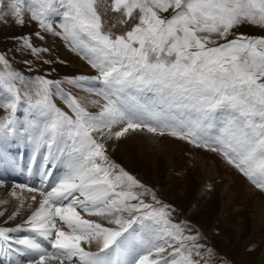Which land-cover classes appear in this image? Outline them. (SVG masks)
Returning a JSON list of instances; mask_svg holds the SVG:
<instances>
[{
    "label": "snow or ice",
    "instance_id": "snow-or-ice-1",
    "mask_svg": "<svg viewBox=\"0 0 264 264\" xmlns=\"http://www.w3.org/2000/svg\"><path fill=\"white\" fill-rule=\"evenodd\" d=\"M13 2L16 24L59 37L95 75L27 77L0 52V169L21 166L11 149L23 143L25 170L40 177L14 185L36 193L38 206L0 226V253L9 264H215L205 237L116 163L108 142L142 132L183 140L264 192V36L239 31L264 30V0H112L119 23L133 22L121 34L106 25L101 0ZM15 39L17 50L54 62L30 36ZM64 83L95 98L85 103Z\"/></svg>",
    "mask_w": 264,
    "mask_h": 264
},
{
    "label": "rangeland",
    "instance_id": "rangeland-1",
    "mask_svg": "<svg viewBox=\"0 0 264 264\" xmlns=\"http://www.w3.org/2000/svg\"><path fill=\"white\" fill-rule=\"evenodd\" d=\"M111 3L112 0H101L99 11L103 14L106 25L115 24L116 26L111 30L121 34L133 22L120 24V14L111 10ZM15 6L13 0H0V14H3L0 16V52L7 53V58L15 69L20 70L27 77L50 73L47 78L53 80H63L66 77L78 75H95L94 70L80 56L70 51L59 37L44 32L42 33L44 39L41 40L35 36V33L39 31L35 22H27L25 26L16 24V18L12 14ZM239 31L249 36H264V30L251 26L241 27ZM24 35L31 37L34 46L49 49L48 52H42L41 56L45 60L54 62L45 64L42 60L35 59L30 50H17L20 42L15 38ZM57 58L64 63L56 62ZM24 61L31 63L25 64ZM29 68L32 70L29 71ZM52 69L55 71H51ZM86 69H89L90 73L88 70L86 74ZM17 87L21 85L18 84ZM62 87L65 91L84 98L85 103L95 98L67 83L62 84ZM55 102L58 107L67 111L63 101L58 97L55 98ZM88 107L92 112L98 110L91 105ZM5 115L4 110L0 109V117ZM17 115L22 117L23 112H18ZM137 134L129 133L126 138L116 141L112 146L115 147L116 143L119 145L108 150L111 158L147 188L155 191L164 204L175 209L176 221L190 224L205 237L201 243L213 249L218 257L215 259V264H264V211L260 212L256 205L258 200L264 202V192L255 188L242 174L227 165L215 153L202 148L197 149L186 141L172 137H167L170 140L164 142L174 144L177 150L167 152L162 149L164 142L146 132L141 134H144V137L148 136L149 141L147 143L145 141L146 146L140 150L138 143L141 140L138 142ZM11 150L21 152L25 161L30 159V146L21 143ZM114 150H116L115 154ZM198 156L204 157L206 161H201ZM27 166L28 164L22 166L18 175L5 173V177H17L22 179V184L38 186L40 177L34 174V169L32 174L27 172L25 170ZM10 179L11 177L8 181H12ZM19 182L21 183V180ZM2 186L4 184L0 185V195L4 190ZM18 190L19 188L13 189L19 194L17 199L14 197L15 203L10 204L14 195L8 194L11 196L10 200L2 199L5 197L0 196V199L9 205V210L5 213L10 212L12 208L23 209L28 203L25 201L31 200L32 196L36 195L34 192L29 193L26 189H23L26 192L23 190L18 192ZM39 199L37 196V200ZM146 202H150V197L146 198ZM29 204H31L30 209L33 210L36 203L31 200ZM6 220L4 215H0V222H2L0 226H4L3 223ZM16 235L24 236L28 233L20 232ZM41 243L44 242L41 241ZM2 257L0 253V262L3 260ZM10 259L8 257L7 262L3 260V264H9ZM20 259L23 260L26 257H20Z\"/></svg>",
    "mask_w": 264,
    "mask_h": 264
},
{
    "label": "bare ground",
    "instance_id": "bare-ground-1",
    "mask_svg": "<svg viewBox=\"0 0 264 264\" xmlns=\"http://www.w3.org/2000/svg\"><path fill=\"white\" fill-rule=\"evenodd\" d=\"M49 42V41H48ZM50 43V42H49ZM83 66L81 65V68H82ZM89 70V69H88ZM88 70L86 69L85 70V73L86 74H88ZM83 72V71H82ZM89 73H90V70H89ZM148 134V133H147ZM146 136V135H145ZM137 139H138V142H139V140H141L139 143H138V145H139V148H140V150H141V148H143V147H145L146 146V144H145V141H146V143L149 141L148 140V136H146V137H144V134H141V133H138L137 134ZM154 137H156L157 139H159V140H161L162 142H164L165 140L166 141H169L170 139H168L166 136L165 137H157V136H154ZM116 141H109L108 142V150L110 149V148H112L113 146V144L115 143ZM118 143H116V146L115 147H113V148H116L118 145H117ZM162 147H164V148H162L163 150H165V151H167V152H172V151H175V150H177L176 149V147H175V145L174 144H172V143H166L165 144V142L163 143V145H162ZM13 149V148H12ZM20 149V148H19ZM21 149H23L24 150V148H21ZM13 152H15V151H13ZM115 152H116V150H114L113 151V153L115 154ZM21 153V152H20ZM171 155V154H170ZM117 156H118V153H117ZM198 158L201 160V161H206L205 159H204V157H199L198 156ZM26 164H29V160H27V161H25V159L24 158H22V161H21V166L19 167V168H17V169H15V170H11V169H8V168H3V169H0V179H3L4 181H5V183H4V186H2V188L4 189L3 191H2V193H1V195H3L5 198H2V199H7V200H10V197L11 196H9L8 194H11V195H14V196H12V201H10V204H12V202L13 203H15V199H17L18 198V196H19V194H17V191H13V189L15 188L14 187V185L15 184H22V179H18L17 177H12V176H7V177H5V173H8V174H12V175H16V173H17V175H18V172H20L21 170H19V169H22L21 167L22 166H24V165H26ZM24 168V167H23ZM27 168V167H26ZM34 172H35V169H34ZM21 175V174H20ZM7 179H5V178ZM9 177H11V179L10 180H12V181H8V178ZM16 180V181H15ZM21 180V183L19 182ZM14 181V182H13ZM23 189H21L20 190V188H19V190H18V192H20V191H22ZM25 190H23V192H24ZM26 192V191H25ZM229 192V191H228ZM30 193V192H29ZM28 193V194H29ZM231 193V192H230ZM232 194V193H231ZM0 195V196H1ZM21 196V195H20ZM30 196V195H29ZM28 196V197H29ZM14 197H15V199H14ZM31 198V197H30ZM27 199V198H26ZM32 200V199H31ZM30 199H27L25 202H28L27 203V205H25L24 206V208L23 209H21V210H18L17 208H12V210H10V212H8V213H5L6 211H8L9 209H8V207H9V205L5 202V201H2L1 199H0V213H2V214H0L1 216L2 215H4V217H6L7 218V220H8V218L9 217H7V216H10V215H13V213H18V215L16 216V219L15 220H11V221H9L8 222V224H5V222L3 223V225L4 226H15V225H17V224H20V223H22L25 219H27L28 218V216H30L31 215V213L34 211V209H35V207H37L38 206V204L36 203V205H35V207H33V210L32 209H30L31 208V204H29V201H31ZM38 201V200H37ZM8 203H9V201H8ZM31 203V202H30ZM256 205H257V208H258V210L260 211V212H262V211H264V202H260L259 200H258V202L256 203ZM30 209V210H29ZM18 210V211H17ZM0 223H2V222H0ZM2 259L3 260H6V262H7V257H9V255L8 254H6V253H2ZM10 258V257H9ZM2 260V262H0L1 264H3L4 263V261Z\"/></svg>",
    "mask_w": 264,
    "mask_h": 264
}]
</instances>
